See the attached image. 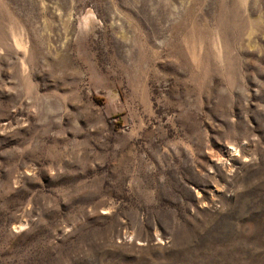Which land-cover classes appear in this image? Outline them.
Instances as JSON below:
<instances>
[{
    "label": "rangeland",
    "instance_id": "1",
    "mask_svg": "<svg viewBox=\"0 0 264 264\" xmlns=\"http://www.w3.org/2000/svg\"><path fill=\"white\" fill-rule=\"evenodd\" d=\"M0 264H264V0H0Z\"/></svg>",
    "mask_w": 264,
    "mask_h": 264
}]
</instances>
